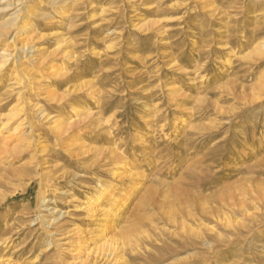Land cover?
<instances>
[{"label": "rangeland", "instance_id": "374dc122", "mask_svg": "<svg viewBox=\"0 0 264 264\" xmlns=\"http://www.w3.org/2000/svg\"><path fill=\"white\" fill-rule=\"evenodd\" d=\"M0 264H264V0H0Z\"/></svg>", "mask_w": 264, "mask_h": 264}, {"label": "bare ground", "instance_id": "6f19581e", "mask_svg": "<svg viewBox=\"0 0 264 264\" xmlns=\"http://www.w3.org/2000/svg\"><path fill=\"white\" fill-rule=\"evenodd\" d=\"M18 32H21L22 30H24L25 29V25H21V26H19L18 28ZM16 38V34H14V36H13V39H15ZM26 46V44H23L22 45V48L23 47H25ZM105 188H107L106 186H104V185H101V189H98V191H97V193H98V198H100V197H102V196H105L104 194V191H103V189H105ZM131 189V188H130ZM128 193L129 192H126V193H124V195H123V197H121V199H119V196H116L115 194H113V195H110L109 196V199H110V204H113V203H117L116 205H114L116 208H118V209H120V207H122L123 205H124V203L125 202H127L126 200H127V198H128ZM118 197V198H117ZM110 207L109 206V208L107 209V210H104V216H110V215H112V209L113 208H115V207ZM103 210V209H102ZM114 210V209H113ZM118 211V210H117ZM102 212V211H101ZM116 212V211H115ZM114 214H116V213H114ZM115 216V215H114ZM104 219H105V217H104Z\"/></svg>", "mask_w": 264, "mask_h": 264}]
</instances>
